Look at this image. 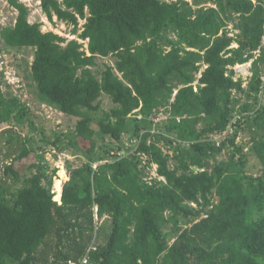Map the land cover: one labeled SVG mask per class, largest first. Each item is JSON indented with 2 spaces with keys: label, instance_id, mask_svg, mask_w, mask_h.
<instances>
[{
  "label": "trees",
  "instance_id": "16d2710c",
  "mask_svg": "<svg viewBox=\"0 0 264 264\" xmlns=\"http://www.w3.org/2000/svg\"><path fill=\"white\" fill-rule=\"evenodd\" d=\"M194 1L42 0L47 19L73 27L87 49L43 32L28 21L27 8L14 3L16 24L1 37L10 48L34 50L31 79L39 99L81 119L67 144L89 163L69 168L61 204L44 167L17 192L0 185V264H70L85 257L89 264H264V0H213L216 8ZM234 20L239 32L231 37L224 31ZM109 57L114 66L94 73L97 60ZM250 62L245 90L233 69ZM236 91L246 98L242 106ZM103 96L114 104L109 111L101 108ZM163 108L172 119L158 136L152 116ZM14 113L21 122L25 107L0 96V122L12 121ZM237 117L236 132L243 124L250 131L258 173L248 172L245 156L208 162L235 144L236 136L220 147L209 137L224 134ZM93 125L103 140L138 138L135 154L113 159L107 150L97 152ZM61 136L54 142L60 149ZM155 138L167 144L175 138L190 149L179 148L172 167ZM29 154L25 148L5 169L14 184L21 179L16 164ZM143 156L164 180H145ZM95 163L103 164L95 169ZM201 214L171 244L172 219L178 224ZM96 216L109 220L110 232L92 248Z\"/></svg>",
  "mask_w": 264,
  "mask_h": 264
},
{
  "label": "rangeland",
  "instance_id": "374dc122",
  "mask_svg": "<svg viewBox=\"0 0 264 264\" xmlns=\"http://www.w3.org/2000/svg\"><path fill=\"white\" fill-rule=\"evenodd\" d=\"M164 2H177L179 0H162ZM190 5H194V0H184ZM14 3L24 5L28 10V21L31 24H39L43 32H54L59 36L65 38L68 41L78 40L84 44L87 49L88 41L83 42L72 34L73 27L68 26L57 19L51 23L42 9V0H0V96L5 100L17 99L20 101L22 107H25V116L21 122L15 121L12 116V121L2 123L0 122V185H5L11 188L12 192H17L23 187L24 180L33 177L39 171V167H44L47 174L53 180V193L54 200L61 204V199L57 201L56 183L62 181V194L67 182L70 181L69 168L77 170L84 167L89 163V158L79 149L73 148L67 144V136L75 132L76 126L81 120L80 118L71 117L61 113L57 109L50 107L39 99L36 85L31 79V68L34 61V50L32 49H17L8 47L2 37L1 32L7 27H13L16 24V20L19 16V11L14 6ZM206 8H216V3L213 0H203L202 6ZM197 7L194 6V9ZM84 21L80 22V28L84 25ZM236 20L229 22L228 27L224 32L229 36L234 37L238 34V30L235 27ZM172 40H177V35L174 32L168 34ZM234 47H237L234 45ZM115 59L109 57L106 59L99 58L97 65L92 68L94 73L100 76L105 70L106 65L114 66ZM252 62L246 65H240L235 67V81L242 80L243 88L249 89V84L252 79ZM200 78V76H198ZM264 80V79H263ZM198 83H195L197 86ZM264 98V92L261 93ZM235 97L240 101V106L246 103V98L241 92H235ZM101 108L105 111H109L114 107L113 102L108 96H103L100 100ZM170 111L163 108L152 116L153 120V133L158 136L161 135L159 129L165 122L168 123L171 120ZM241 120L240 117L230 124L227 131L224 134L211 135L209 141L221 146L224 140L228 137L235 138V144L228 142L223 151L214 156L213 154L209 163L212 166L221 162H228L232 157L236 161L240 160L241 156H245V161L248 165V172L258 173L261 169L259 159L253 152V139L250 135V131L243 124V129L240 128L238 133L237 122ZM158 127V129H155ZM202 128V125L200 126ZM96 131L95 141L97 143V152L102 154L107 153L110 158H124L130 157L135 154L138 144V138H134L128 134H124L120 142H110L107 138L105 140L102 133L98 129L97 125H93ZM62 135V136H61ZM61 136V149L54 145V142ZM174 140L173 144H167L159 139H153L157 141L162 147L165 154L170 156V165L172 167L177 166L176 156L179 155V148L190 149V145L187 143H181L179 140ZM27 148L30 150V154L22 161L17 162L16 167L20 171V183L14 184L12 177L5 174L6 167L13 164L23 151ZM239 148L242 153L237 150ZM107 156V155H106ZM105 163V162H104ZM103 163H95V169L98 165ZM144 172L145 180L151 181L152 179L162 180L158 174V166L150 165L148 158L143 156L140 163ZM65 172L66 179L60 175L61 172ZM164 180V179H163ZM46 184V182H44ZM56 198V199H55ZM216 201V198H215ZM190 208L199 210L197 204L188 203ZM204 214L200 217L190 216L188 218L182 217L176 219L178 224L173 223L168 228V232L171 233V244L175 242L176 238L180 235V232L189 228L193 223L200 221L204 218ZM167 217L171 218L172 214L167 213ZM110 232L109 220H99L96 216L95 222V237L91 247L95 248L98 245L104 244L106 238Z\"/></svg>",
  "mask_w": 264,
  "mask_h": 264
},
{
  "label": "bare ground",
  "instance_id": "6f19581e",
  "mask_svg": "<svg viewBox=\"0 0 264 264\" xmlns=\"http://www.w3.org/2000/svg\"><path fill=\"white\" fill-rule=\"evenodd\" d=\"M60 175L63 177L64 180L67 178L65 172H63V171L60 173ZM62 184H63L62 181H57V183H56V191H57V192H56V193H57L56 198H57V201L61 199V194H62ZM56 198H55V199H56Z\"/></svg>",
  "mask_w": 264,
  "mask_h": 264
},
{
  "label": "built area",
  "instance_id": "2783aa9c",
  "mask_svg": "<svg viewBox=\"0 0 264 264\" xmlns=\"http://www.w3.org/2000/svg\"><path fill=\"white\" fill-rule=\"evenodd\" d=\"M96 213H97V209H96ZM70 264H89V259L88 257H85L83 260H81L80 263L70 262Z\"/></svg>",
  "mask_w": 264,
  "mask_h": 264
}]
</instances>
